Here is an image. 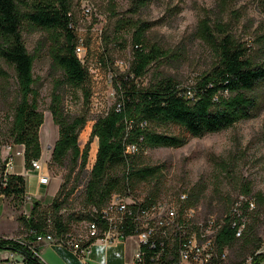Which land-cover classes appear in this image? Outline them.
I'll list each match as a JSON object with an SVG mask.
<instances>
[{
  "label": "trees",
  "instance_id": "obj_1",
  "mask_svg": "<svg viewBox=\"0 0 264 264\" xmlns=\"http://www.w3.org/2000/svg\"><path fill=\"white\" fill-rule=\"evenodd\" d=\"M150 0H132L134 12L145 8ZM71 0H0V75L8 77L4 65L15 72L19 100L14 108L10 129L12 143L24 147L26 169L42 157L40 130L45 117L40 111L41 94L35 88L34 64L36 57L26 48L25 31L43 32L50 39L49 54L52 69L60 76L54 80L50 112L59 128V139L52 152V162L64 167L69 159L71 168L51 205L54 229L59 233L69 228V223L83 220V216L71 215L66 219L59 213L73 195L76 184L65 193L72 174L86 170L94 139L98 140L96 160L85 187L87 207H103L115 193L128 187L136 191L137 184L155 179L160 167L144 164L142 155L147 149L181 148L187 140L184 136L170 134L168 128L177 127L185 134L201 138L223 132L241 121L253 118L262 107L258 93L264 87V61L249 54L245 44L238 41L226 26H213L207 19L197 28L198 38L215 57L212 68L202 73L193 87L183 88L171 77L141 87V80L149 68L168 58L158 44L151 42L152 27L148 22L127 20L118 26L117 32L128 30L132 34L133 63L127 76L115 77L117 105L93 125L91 137L82 149L79 145L81 130L86 125L83 116L69 112L66 96L83 88L89 79L88 69L76 53L78 45L72 22ZM123 22V21H120ZM72 25V27H70ZM190 91L191 95H188ZM90 93H86L89 101ZM129 145H137L135 155L126 153ZM78 177L74 183L78 181ZM251 194L250 186L242 189ZM26 179L23 175H9L0 181V195L17 204L25 202ZM259 206L264 197L256 195ZM199 192L192 195L197 206ZM49 213L40 210V203H33L30 219L21 215V225L28 230L43 233ZM253 228L243 239L253 246L252 254L261 244H253ZM34 241L33 235L29 236ZM235 232L227 226L221 231L218 242L231 249L238 245ZM0 250H8L24 257L25 264H37L36 254L27 246L14 240L0 243ZM254 264H258L255 262Z\"/></svg>",
  "mask_w": 264,
  "mask_h": 264
},
{
  "label": "rangeland",
  "instance_id": "obj_2",
  "mask_svg": "<svg viewBox=\"0 0 264 264\" xmlns=\"http://www.w3.org/2000/svg\"><path fill=\"white\" fill-rule=\"evenodd\" d=\"M71 6L77 41L84 50L80 56L88 69L89 79L83 88L66 96L65 105L70 113L86 119L79 136L82 149L90 140L94 123L117 105L116 75L127 76L130 73L133 63L132 34L128 30L117 32L118 26L127 20L150 23L151 42L158 44L169 55L149 68L139 80L141 87L165 77L175 79L183 88L193 87L199 76L212 68L215 57L197 36L198 25L204 19L213 26H226L238 41L246 45L249 54L258 61H264V0H150L137 13L132 0H71ZM86 6L91 7L90 13L85 12ZM23 37L27 51L36 57L35 88L41 94L40 111L45 123L40 130L42 169H26L21 148L14 145L10 137L14 108L19 100L18 84L14 70L4 65L8 77L0 75V181L6 176L7 163L12 158L10 171L24 175L26 190L35 197L29 200L26 196L23 205H16L15 201L8 199L20 225L19 217H25L26 213L30 215L33 203L41 202L36 201L37 198L43 200L40 210L49 215L52 213L54 197L71 168L69 159L64 167L52 162L59 128L53 121L50 106L54 80L60 75L52 69L50 39L43 32L25 31ZM86 93L91 94L89 101L86 100ZM258 93L262 101L260 111L253 118L223 132L195 138L177 127L168 128L170 134L184 136L187 143L181 148L147 149L142 155L144 164L160 167L161 173L153 180L138 183L136 192L163 198H173L182 191L191 197L199 192L197 207L203 216L225 213L244 194L242 189L245 186H250L252 195L264 197V87ZM97 148L98 140L94 139L86 170L79 174L77 169L67 183L65 193L74 184L76 189L66 206L69 210L63 216L66 220L70 213L81 214L87 207L84 204L85 187L96 160ZM43 174L51 178L49 185L40 184ZM77 177L79 180L74 183ZM22 228L12 237L24 236ZM251 228L254 236L252 243L262 245L264 205L260 206L248 230ZM126 243L131 248L133 240L129 239ZM43 249L41 255L46 264H62L52 251ZM252 249L253 246H248L244 240L239 241L231 252L233 264L243 263L252 255Z\"/></svg>",
  "mask_w": 264,
  "mask_h": 264
},
{
  "label": "built area",
  "instance_id": "obj_3",
  "mask_svg": "<svg viewBox=\"0 0 264 264\" xmlns=\"http://www.w3.org/2000/svg\"><path fill=\"white\" fill-rule=\"evenodd\" d=\"M85 12L90 13L91 7L86 6ZM83 52L78 44L76 53L82 62L80 55ZM188 95H191L190 91ZM138 152L137 145H129L126 150L128 155ZM11 166L12 158L7 163L8 169ZM32 169H42L40 160L32 162ZM50 181L45 174L39 179L41 185H49ZM68 211L66 207L59 215L64 216ZM259 211L257 197L252 194L240 195L222 215L210 213L203 216L185 191L173 198H163L143 196L128 187L112 195L101 208L84 207L81 214H74L84 219L72 220L62 233L55 231L54 216L48 215L43 233L23 227L24 236L0 235V243L17 241L31 249L38 258V244H60L84 259L95 244L110 246L132 239L133 256L129 264H233L232 249L220 245L218 237L227 226L235 232L236 239L242 240ZM24 216L30 219L27 213ZM30 235L35 237L34 241L29 240ZM255 262L264 264V242L241 264Z\"/></svg>",
  "mask_w": 264,
  "mask_h": 264
},
{
  "label": "crops",
  "instance_id": "obj_4",
  "mask_svg": "<svg viewBox=\"0 0 264 264\" xmlns=\"http://www.w3.org/2000/svg\"><path fill=\"white\" fill-rule=\"evenodd\" d=\"M20 148V153L24 155V147L21 146ZM7 174L17 175V173L11 172L10 169H7ZM26 194L27 198L34 200L35 197L31 196L28 192ZM35 200L41 201L40 204L43 203V200L38 198ZM9 204L8 199L3 195H0V235L14 236L22 228V226L18 221L16 212L14 209H11ZM9 225L12 227H9ZM43 248L48 251H52L62 264H129L133 256V252L131 250L132 247L130 248V246L123 241L110 246L95 244L92 246L90 254L84 259L79 257L72 250L60 244H38L37 249L40 259L45 264L46 261L41 255V251L44 250ZM0 264H25V261L24 257L18 253L8 250H0Z\"/></svg>",
  "mask_w": 264,
  "mask_h": 264
},
{
  "label": "water",
  "instance_id": "obj_5",
  "mask_svg": "<svg viewBox=\"0 0 264 264\" xmlns=\"http://www.w3.org/2000/svg\"><path fill=\"white\" fill-rule=\"evenodd\" d=\"M37 264H45L40 258L36 257Z\"/></svg>",
  "mask_w": 264,
  "mask_h": 264
}]
</instances>
